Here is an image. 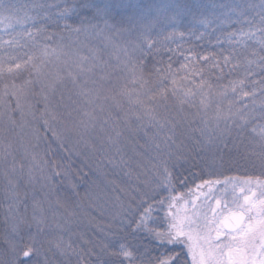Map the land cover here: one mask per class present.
Returning <instances> with one entry per match:
<instances>
[{
  "label": "snow or ice",
  "instance_id": "obj_1",
  "mask_svg": "<svg viewBox=\"0 0 264 264\" xmlns=\"http://www.w3.org/2000/svg\"><path fill=\"white\" fill-rule=\"evenodd\" d=\"M28 7L18 4L16 0H0V32L9 37L5 39L4 35H0V50L21 47V39L30 41L35 49L31 54H26V59L7 54L0 56V77L5 74L15 76L21 71L29 73V78L22 83L16 84L13 80L11 84H5L0 92V108L3 109L0 110V124L5 123L4 118L7 116L6 123L14 125L16 122L11 113L19 110L23 116L27 97L40 95L44 105L41 117L44 118L45 129H51L50 121L57 120L56 113L50 108L51 97L58 88L70 85L76 99L72 100L75 107L68 115L76 112L78 119L71 127H66L63 133L52 130L55 140L62 141L64 136L72 135L84 139L90 130H95L99 125L101 131L106 126L110 128L107 139L113 146H118L123 129L131 131L133 121L138 129H155V136L159 137V142L155 144L159 150V165H154L157 183L150 191L139 192L137 189L139 201L134 210L137 216L132 231L143 232L160 245L182 244L184 247L180 252L172 251L150 258L147 264H188L184 256L190 258L191 264H264V179L226 178L224 181H204L196 185L200 195H203L200 190L206 186L211 192V185L232 184L233 193L238 187L240 195L233 196L232 206L229 207L227 203L223 205L227 214L217 211L221 207L220 199L215 201L216 208H212L197 203L200 195L194 194V199L185 200L183 194H171L175 191L173 181L178 179L173 169L184 156L181 154L174 158L171 152L178 134L192 140V150L199 149L204 159H211L214 163L216 153L229 148L233 128L239 130L237 138L250 130L253 134L251 154L259 159L264 168V124L249 129L253 120H264V100L260 101V112L257 113V90L254 88L249 92L243 87L245 80L255 75V69L258 68L264 74V0H260L259 4H238L230 9L237 15L235 22L239 23V18L243 17L249 27L247 31L241 28L228 35L229 43L235 47L223 56V63L232 64L235 70L241 67L240 57H243L245 78L230 81L229 85L222 88L214 87L202 75L203 69L195 66L188 68L182 65L181 69L186 70L183 76H178L170 64L166 69L157 68L155 78L144 71L141 55L145 48L151 50L155 44L152 39L154 32L163 27H174L181 16L193 14L192 10L197 6L181 4L178 0H148L147 3L133 0L66 2L59 16L65 20L75 17L74 23L78 26L65 23L63 28L71 33L103 36L107 42L105 47L111 45L113 49L107 60L101 58L98 49L88 48L89 54H82L76 50L66 51L63 45L51 47L39 43L37 36L44 31L43 27L35 31L23 27L26 21L35 19L26 11ZM248 10L254 12L252 18L245 15ZM199 23L207 26L211 21L204 18ZM113 36H125L126 40L119 44L113 40ZM45 39L51 40L52 36L48 35ZM250 41L255 42L259 50H250ZM111 58L115 59V64L111 63ZM200 59L207 61L209 57L202 56ZM219 66V61L213 65ZM193 77H199V80ZM259 83L260 94L264 96V79ZM229 92L233 95L232 99L228 98ZM248 97L252 98L253 107L249 108L248 104L237 106V100ZM13 100L14 109L11 107ZM170 100L179 106L176 113L172 112ZM26 106L31 112L33 105L27 103ZM185 108L195 109V112L186 113ZM6 130V127L0 129ZM196 133L199 135L196 136ZM233 146H236L234 139ZM0 148V164L4 166L3 175L9 186L8 196L17 197L15 189L19 180L23 179L24 165H19L21 175L14 180L9 175V170L17 172L11 141H0ZM9 157H12L11 163ZM34 179L29 168L28 182ZM156 188H163L170 195L157 200L154 194ZM165 204L167 227L162 230L153 226V212L157 205L163 207ZM9 207L11 209V205ZM33 209L32 223L27 224L28 228L34 225L37 232L42 233L52 227L46 223L44 209L39 201L34 200ZM209 211L212 213L211 218ZM54 226L60 227L58 223ZM12 231L16 233L18 225H13ZM35 242V237L31 235L22 246L6 238V247L0 249V264H41L38 259L41 251L35 247ZM55 246L64 254L65 249L61 248L59 242H55ZM184 249L186 253L182 255ZM136 260V252L125 243L112 248L105 245L102 254L97 255V264H135ZM141 264L145 262L141 261Z\"/></svg>",
  "mask_w": 264,
  "mask_h": 264
},
{
  "label": "trees",
  "instance_id": "obj_2",
  "mask_svg": "<svg viewBox=\"0 0 264 264\" xmlns=\"http://www.w3.org/2000/svg\"><path fill=\"white\" fill-rule=\"evenodd\" d=\"M16 2L20 5L29 6L26 11H28L30 16L35 17L34 20L26 21L23 26L24 28L35 31V29L43 27L44 31L37 36L39 43L47 44L51 47L63 45L66 51L76 50L82 54H89L88 48L98 49L102 59H110V54L113 52V49L111 45L105 47L107 42L103 36H96L94 33H71L63 28L65 23H72L73 26H78L74 23L75 17L71 20H65L59 16V12L65 3H71L72 0H16ZM133 2L147 3L148 0H133ZM178 2L197 7L193 8V14L181 16L178 24L174 27L167 26L154 32L152 39L155 41V44L152 49L148 50L145 48L142 55L137 53V55H141L145 73L152 74L153 78H155V70L157 68L166 69L170 64L172 70L176 71L178 76H183L186 70L181 69V66L187 65L188 68L195 66L203 69L202 75L214 87L222 88L229 85L230 81L244 79L243 57H240L241 67L235 70H233L232 64L225 65L223 63V56L228 55L233 47H235L234 44L229 43L228 35L232 32H237L241 28L247 31L249 27L243 21V17L239 18V23L235 22L237 15L231 12L230 9L238 4H259L260 0H178ZM32 5H40L41 7L32 8ZM20 14L23 15V12ZM245 15L248 18H252L254 12L248 10ZM204 18L210 20L211 23L207 26L199 23ZM256 19L258 20V18ZM17 30L19 31L20 29L18 28ZM0 35H4L3 32H0ZM48 35L52 36L51 40L45 39ZM257 36H260V34L257 33ZM4 38L8 39L9 37L4 35ZM113 40L116 43L123 44L126 37L113 36ZM249 44L250 50L253 48L259 50V46L255 42L250 41ZM21 45V47L17 48L0 50V56L7 54L8 56H15L18 59H26V54H31L35 51L30 41L21 39ZM84 45H87V47H84ZM202 56H208L209 59L204 61L200 59ZM249 58L252 57L249 56ZM217 61H219L220 66L218 68L213 67ZM111 63L114 64V58H111ZM28 78L29 73L27 71H21L15 76L5 74L0 78V92L3 91L5 84H11L13 80L16 84H20ZM193 78L199 80V77ZM262 79H264V74H261L257 68L255 69V75L248 77L243 86L245 91L251 92L254 88L257 90L255 97L257 113L260 112V101L264 100V96L259 91L261 87L259 82ZM36 92H39V88L36 89ZM228 98H233L231 92H229ZM27 100L29 101L28 103L33 105L32 109H35V112L41 111L44 107L39 95H31L27 97ZM243 104H248L249 108L253 107L252 98L248 97L237 100V106ZM169 105L173 113L178 111L179 106L174 101L170 100ZM11 107L15 108L14 100L12 101ZM185 111L186 113H194L195 109L185 108ZM17 112L14 111L11 113L14 120L20 118V113ZM261 124H264V120L257 118L249 125V129L252 126H259ZM9 126L14 128L16 125L8 124L6 127L7 130ZM155 131V129L150 127L138 129L136 122L133 121L131 131L123 129V136L120 138L118 146L110 144L107 136L103 140L105 142H98L99 146L94 149V155L92 157H89L91 153L88 151L86 153L80 149H70L64 140H55L52 137V129L43 131L41 134L44 137V147L39 151L46 162V178L50 182L49 186L52 188L51 197L55 200V203H49L48 212L51 215L48 217L47 214L46 217L47 224L52 225V227L46 228L42 233H38L35 229L26 230L24 233L20 229L22 223L27 228V213L24 210L19 216V225L18 221L16 223L18 225V231L16 233L11 229V233L6 234L7 225H2L1 228L0 224V249L6 247L4 243L6 238L14 240L18 245L22 246L28 242V237L31 235L35 237V247L41 251V255L38 258L41 264H45V261L47 264H97V255L102 254L104 246L108 245L109 248L118 246V238H123L127 242L125 244L136 252L137 260L135 264H141V261L147 264L150 258L169 253V250H161L157 245L158 243H154V240L146 236L143 232L137 235L132 231L135 227V213H127L128 220L125 219L124 225L119 228L118 213L121 214L125 210V205L121 203V195L116 189L119 184H128L130 178L133 176L132 171L135 168L133 161L135 159L139 161V155L136 153L138 151L140 152V150H146L147 145L155 146L159 142V137L155 136ZM238 132V129L233 128L232 135L235 134V136H238ZM195 135L198 136L199 133ZM149 137L152 139H148ZM238 138L242 142V145H248L249 148L252 147L251 140L253 134L250 130L244 131ZM175 139L178 142L188 138L178 134ZM117 147L119 151H117ZM136 156L138 157L136 158ZM180 159H185V156H181ZM98 163L100 164L98 165ZM138 164L139 162H136V165ZM57 172H59V175H56ZM173 173L174 176L178 177V179L173 181L175 188L173 194H175L186 184L185 180H183L184 176L180 177L174 171ZM238 173V170H230L222 174L207 173L203 181L211 177V179L234 178L235 176H239ZM259 173H250L248 175L261 177ZM121 174H123L122 179ZM102 176L106 179V182L100 184ZM197 176L196 171L190 174L192 178H197ZM178 180L180 181L179 183L177 182ZM69 198L72 202H68ZM78 210L82 212L81 215L83 216L80 219L83 221L80 227L73 229L70 227L67 231H63V227L60 224V231L54 228V224H57L59 219L68 216L71 211ZM7 215L9 217L14 214L10 212ZM10 224L13 228L14 222L12 221ZM75 225H78L77 219ZM65 233L70 235V240L72 239L70 244L71 248L66 246V249L63 246L62 236ZM4 236L5 238H3ZM141 238L145 239L144 242H142ZM55 242H59L61 248L65 249L64 254H61V250L56 248Z\"/></svg>",
  "mask_w": 264,
  "mask_h": 264
},
{
  "label": "rangeland",
  "instance_id": "obj_3",
  "mask_svg": "<svg viewBox=\"0 0 264 264\" xmlns=\"http://www.w3.org/2000/svg\"><path fill=\"white\" fill-rule=\"evenodd\" d=\"M116 63L114 59V64ZM1 78V77H0ZM71 97V99H69ZM39 98L41 99V103L43 104L42 97L39 95ZM76 97L73 95L72 91L70 90V85L67 88L61 87L58 88L55 95L51 97V104L50 108L52 111H54L57 115L56 121H50L51 129L55 130L57 133H63V130L66 127H71L72 124L75 122L76 119H78V113L72 112V115L69 116L68 112L74 108L75 106L72 104V100H75ZM29 102L28 100L26 101ZM24 108V115L23 117L20 115V111L17 113H20V118H17L15 120V127L12 128L9 126V129L6 131H0V141H3L4 143H7L8 141H11L12 144V155L15 157L17 162V172L12 173L9 170V175L15 180L18 176L21 175L19 165L23 164V179H20L15 191L18 193L17 197H9L8 191L9 186L7 185V181L3 175L4 166L0 164V224L1 228L2 225L6 226V234L11 233V222H14V225H16L18 221L19 225V216L22 214V212L25 210L27 213V221L26 226L28 223H32V217H33V202L39 201L41 206L44 209V217H48L51 215L50 212H48V206L50 202H54L55 200L53 197H51V186L50 182H48V179L46 178L47 170H46V162L44 161L43 156L40 153V149L44 147V140L43 135L41 134L43 131H46L44 126V118L41 117V111L35 112V109L31 112H29V109L26 106ZM13 108V107H12ZM14 109V108H13ZM0 110H3L0 108ZM46 118V117H45ZM5 123L0 124V129H3L7 127V117L4 118ZM7 124V125H6ZM110 128L105 127L104 131H101L100 126L97 125V128L95 130H90L89 133L84 137V139H80L78 136L72 135V136H64L62 140L67 142L70 149H80L83 152H90L92 157L94 149L98 148L99 144L98 142H105L103 141L105 137H107L110 134ZM233 132V131H232ZM233 134V133H232ZM232 138L235 140V147L233 146V139H229V148L223 149L222 152L216 153L215 162L213 163L211 159H204L203 153L200 152L199 149H196L195 151L192 150V144L193 142L191 140L185 139L182 141H178L175 144L171 146V152L173 157L181 156V154H184L186 156V159H179L176 162V167L173 169L176 175L178 176H184L185 180V186L182 187V189H179L177 193L175 194H183L185 200H191L195 198V195H200L199 192H197L196 185L202 184L204 181L203 178H205V175L207 173H225L228 171H234L238 170V175L234 178H237L239 180L246 179L250 176L248 174L250 173H259L260 178H264V168L261 167L260 161L256 156H253L251 154V151L248 145H242V142H240L239 138L237 136L232 135ZM152 139V138H148ZM6 140V141H5ZM108 142V141H107ZM0 151H2V148H0ZM76 151V150H74ZM159 150L154 145H147L146 150H140L136 154L139 155V161L134 160L135 168L132 171L133 176L130 178L129 183H125L123 185H120L117 187L116 190L119 191L121 195V203H123L124 211L119 214V228L124 225L125 219L128 220L127 213H135V216H137V213L134 211L136 209V205L139 201V192L144 191H150V189L155 188V185L157 183L156 178V168H154V165H159V160L157 159ZM199 153V154H198ZM89 155V153H88ZM87 155V156H88ZM18 156V157H17ZM197 156V157H196ZM138 156H136L137 158ZM250 157V158H249ZM12 157H9V163H11ZM136 162H139L138 165H136ZM100 163H98L99 165ZM191 164V165H189ZM171 166V165H170ZM29 168L32 169L33 176L35 179L31 182H28V170ZM196 171L198 176L197 178L190 177L191 172ZM245 173V174H244ZM214 176V175H213ZM216 176V175H215ZM123 178V174H121V179ZM212 178V177H211ZM207 179L205 181H214V180H220L224 181L226 179H220V178H214V179ZM231 178V177H229ZM181 179V181H182ZM197 179V180H196ZM196 180V182H195ZM100 184H103L106 182V179L102 176L100 179ZM180 182L179 180L177 181ZM193 182V184H192ZM184 183V181H183ZM137 189H139V192H137ZM189 189L192 191L190 192ZM211 192H209L208 186L204 187L202 190H200L203 195H200V199L197 201V203H204L206 205H210L212 208H216L215 201L217 199L221 200V207L218 208V212L224 211V214H227L226 209H224L223 205L227 203L229 207L232 206L231 202L233 200V196H239V188L237 187L235 193H233V185L232 184H216L211 185ZM155 196L156 199L159 200L163 197H168L170 195L169 191L163 189V188H156L155 189ZM172 195L173 192L171 193ZM195 194V195H194ZM135 197V199H133ZM68 202H72L71 199H68ZM131 204V209L129 208V205ZM11 205V209L10 206ZM73 205V204H72ZM166 204L161 206H156V210L153 212V218H154V227H159L162 230L167 227V223L165 220V212H166ZM142 210V209H141ZM10 212H13L14 215H10L8 217L7 214ZM82 212L78 211H71L68 216H64L62 219L56 218L58 220V224L62 225L63 231H67L70 227H80V224L83 223L80 219H82ZM54 214V212H52ZM39 215V213H37ZM209 218H211V211L208 212ZM78 220V225H75L76 219ZM222 218V217H221ZM54 219V218H53ZM121 219V220H120ZM52 220V219H50ZM80 222V223H79ZM47 223V221H46ZM54 223V221H53ZM55 225V224H54ZM83 226V225H82ZM135 226V225H134ZM23 223L21 225V228L24 233L26 230L30 229H36V227L33 225L31 228H25ZM54 228L57 231H60L59 228ZM137 235H139L140 232H135ZM145 234V233H144ZM68 234L65 233L64 236H62L63 246L66 248V246L71 244V240L69 239ZM147 236V235H146ZM5 238V236L3 237ZM142 239V238H141ZM113 241V239H111ZM144 238L142 239V242H144ZM152 240V239H151ZM117 243H127L123 238H118ZM154 243L156 241L154 240ZM159 248L163 251H168L169 253L172 251L180 252L181 249L184 247L182 244H176V245H160L157 244ZM67 249V248H66ZM186 253V249H184V252L182 255ZM185 259H187L188 264H191L190 258L184 256Z\"/></svg>",
  "mask_w": 264,
  "mask_h": 264
},
{
  "label": "flooded vegetation",
  "instance_id": "obj_4",
  "mask_svg": "<svg viewBox=\"0 0 264 264\" xmlns=\"http://www.w3.org/2000/svg\"><path fill=\"white\" fill-rule=\"evenodd\" d=\"M218 210V209H217ZM219 211V210H218Z\"/></svg>",
  "mask_w": 264,
  "mask_h": 264
}]
</instances>
